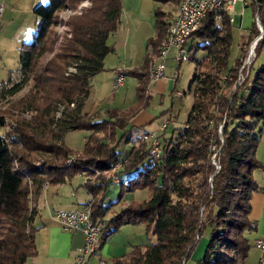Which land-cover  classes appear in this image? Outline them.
<instances>
[{"label": "trees", "instance_id": "1", "mask_svg": "<svg viewBox=\"0 0 264 264\" xmlns=\"http://www.w3.org/2000/svg\"><path fill=\"white\" fill-rule=\"evenodd\" d=\"M83 1L49 0L33 8L38 26L31 42L19 49V80L0 85V103L31 115L29 120L13 119L8 131L0 115V264H27L35 255L31 204L44 184L61 185L91 170L99 176L81 187L93 201L92 219L103 222L98 251L124 226L142 224L154 239L109 264H187L206 233L204 253L195 264L243 262L251 247L246 235L256 231L250 220L251 199L259 190L253 174L264 170L256 158L262 134L257 125L264 122V65L236 87L241 65L238 59L230 65L232 26L226 15L220 21L207 15L187 43L195 68L189 86L193 104L185 124L167 135V120L157 136L160 157L151 155L141 136L119 161L118 146L131 139L130 120L148 102L149 64L169 26L167 15L160 6L154 8L156 32L146 42L143 62L123 72L137 80L136 103L125 111L107 109L105 117H98L82 109L93 78L104 71V59L114 51L107 40L120 25L122 5L121 0H89V7L69 18V37L56 46L58 14L76 10ZM151 1L177 7L180 2ZM245 1L263 31L257 58L264 53V0ZM258 35L254 20L246 46ZM197 53L204 56L196 59ZM26 87L27 92L13 100ZM74 131L88 134L81 153L64 143L65 135ZM117 165L115 180L126 182L120 184L116 205L123 192L146 190L148 198L107 218L115 204H105V173Z\"/></svg>", "mask_w": 264, "mask_h": 264}, {"label": "rangeland", "instance_id": "2", "mask_svg": "<svg viewBox=\"0 0 264 264\" xmlns=\"http://www.w3.org/2000/svg\"><path fill=\"white\" fill-rule=\"evenodd\" d=\"M48 1L49 0H0V3L5 5L4 12L0 17V85L3 83H8L9 81L15 83L19 80V49L23 44L31 42L38 26V20L34 16L32 10L36 5L46 4ZM171 5L172 4L167 6L156 4V7L160 6L162 9L163 6H165V8L170 9ZM89 6V0H84L78 5L76 10L72 11L68 9L58 14V19L60 22L59 25L54 29V34L57 39L56 46H58L66 36L69 37L68 28L66 26L69 18L74 14H80L81 9L87 8ZM232 17L234 22L231 25L232 44L230 65H232L234 60L238 59L240 56L243 58L246 56L247 37L254 22L251 8L246 7L243 9L240 3L235 5ZM121 22L122 19L120 18V23ZM152 26L154 36L156 32L154 18ZM112 37L114 36H110L109 38L111 39ZM146 42L147 41H145V46ZM145 54L146 52L142 57L143 59ZM171 56L172 54L169 56L166 64L165 77L159 80V83L156 82L149 87L145 94L148 97L146 106L141 107L130 120L128 129L132 130L131 139L127 142H122L118 146L117 156L119 161H123L127 158L131 148L138 144L139 139L144 134L156 133L158 136L159 133H161L159 128L165 122H167V120L170 121L167 125V128L165 129L167 135H170L173 129L182 127L187 120L193 104V94L192 92H189V86L193 78L195 63L193 59H190L178 65L172 60ZM203 56L204 54L197 53L193 57L196 59H201ZM262 65H264V53H261L256 58L254 63L247 67L246 71L243 72L244 81L240 86H237V80L239 77L238 73L236 87H242L249 73L252 72L251 74L253 75V73ZM68 71L70 72V69H68ZM111 74V71L107 72L104 69V71L97 74L92 80L93 85L94 87L96 86V88L93 90L90 98L86 102L85 110L88 112L94 111L92 114L93 116L96 115L98 117H105V111L111 108H117L122 111L128 110L137 101V80L133 77L125 76L123 87L115 92L112 89L113 80L111 79ZM174 74H177L176 81L172 80ZM27 90L28 87L13 97V100L23 96ZM0 115L5 123L6 131H8L9 124L13 119L23 118L25 120H29L31 118L30 114H21L19 111L11 109L7 103H0ZM258 130H262V134L256 153V158L262 164V161L264 160L263 121L258 123L257 131ZM121 133L122 132H120L119 135ZM87 135L88 134L86 132L81 131L68 132L65 135L64 143L69 149L77 153H81ZM217 169H219V167ZM260 174H262L261 170H257L253 174L254 179L256 177L259 185L262 184ZM105 175L109 181V189L105 195L106 205L115 204L114 207H116L120 206V204L123 202L127 205L131 202H141L148 198V193L146 190L135 191L133 193L123 192L120 202L118 205H116L121 193L120 184L123 182L125 183L126 179L123 178V180L117 182L115 180L116 177H114V173L111 171L106 172ZM98 176V171L91 170L90 175L87 176L84 174V178L78 175L71 179L70 185L68 184L67 186L70 187V189L72 186H79L83 183L84 179V182L88 181L93 183ZM110 183L113 184L111 185ZM89 201H91V203L93 202L91 197ZM114 213L117 212H113L111 209L107 215V218L112 216ZM130 227L134 229L133 227L136 226ZM137 227L139 228L136 230L137 240L135 246H148L154 242V239L145 233L144 225L138 224ZM205 241H208L207 233L202 237L200 243L196 247L187 264H195V262H197L195 258H199L201 253L199 245L201 244L203 249ZM253 243L250 247L247 258L243 262H238L236 264H258V261L262 256V251L256 249L253 246ZM109 263L110 261H108V264Z\"/></svg>", "mask_w": 264, "mask_h": 264}, {"label": "crops", "instance_id": "3", "mask_svg": "<svg viewBox=\"0 0 264 264\" xmlns=\"http://www.w3.org/2000/svg\"><path fill=\"white\" fill-rule=\"evenodd\" d=\"M121 5L122 22L117 32L114 33L116 36L113 34L111 36L114 37L107 40V44L114 51L104 59V69L107 72H112V80L117 72L123 73L141 66L142 57L146 52L145 41L153 37L154 33L152 12L156 7L155 3L151 0H121ZM167 5L169 4L165 6ZM165 6L162 11L167 15L166 22L169 25L175 19L178 8L171 5L170 9H167ZM95 88L96 86L94 87L92 82V89L82 109L83 113L88 115H92L94 111L88 112L85 110V105ZM262 164L264 165V160ZM261 171L262 184L259 185L255 177L259 190L253 194L251 199L250 220L256 225V231L246 235L250 245L256 240L264 239V193L262 192L264 170ZM70 183L44 184L39 197L31 204V207L34 208L32 224L36 228L35 255L28 260L27 264H73L77 250L83 246L84 238L80 232H65L52 218L55 211L75 209L90 199V196L81 187L83 183L79 186H72L71 189L67 186ZM125 205L123 202L120 206L113 207L112 211L118 212ZM137 226L133 227L134 229L130 226L122 227L100 251L89 259L87 264H99L101 261L107 263L113 258L126 256L135 247L136 230L139 228ZM206 244L207 241L204 242L203 249L202 245H199L201 253L195 260L198 261L202 257Z\"/></svg>", "mask_w": 264, "mask_h": 264}, {"label": "built area", "instance_id": "4", "mask_svg": "<svg viewBox=\"0 0 264 264\" xmlns=\"http://www.w3.org/2000/svg\"><path fill=\"white\" fill-rule=\"evenodd\" d=\"M237 3H240L242 8L245 9V0H180L177 7V15L169 24L165 36L160 42L159 53L149 64L147 91L151 85L165 77L166 64L171 54L172 60L178 65L189 60L187 43L191 34L199 28L207 15L214 14L215 21H220L222 17L226 15L229 23L232 25L234 22L232 15ZM4 9L5 5L0 3V17ZM254 20L258 27L259 35L247 46L246 56L244 58L241 56L238 58V62L241 66L238 72L239 77L237 86H240L244 81L243 72L255 61V49L263 36V31L260 28L257 16H255ZM176 79L177 74H174L172 80L175 81ZM124 80L125 76L123 73L117 72L113 80L112 89L117 92L123 87ZM166 124L167 122H165L159 130H163ZM220 131L221 126L219 127V132ZM141 139L144 143H147L152 156L156 158L161 156L162 151L156 133L144 134ZM213 150L215 151L217 149ZM72 159L73 158L70 157L68 162H71ZM213 159L212 163L218 168ZM119 167L120 166L117 165L111 170V172L114 173V177ZM262 192L264 193V189ZM52 218L59 224L63 231L68 233L80 232L83 235V246L77 250L73 264H87L89 259L98 252L100 232L103 227L102 221L92 219L91 201H87L75 209L55 211L52 214ZM253 246L262 251V256L258 264H264V239L256 240ZM99 264H104V262L101 261Z\"/></svg>", "mask_w": 264, "mask_h": 264}, {"label": "water", "instance_id": "5", "mask_svg": "<svg viewBox=\"0 0 264 264\" xmlns=\"http://www.w3.org/2000/svg\"><path fill=\"white\" fill-rule=\"evenodd\" d=\"M257 20H258V18H257ZM258 22H259V20H258ZM259 25H260V22H259ZM260 28H261V25H260ZM261 30H262V28H261Z\"/></svg>", "mask_w": 264, "mask_h": 264}, {"label": "bare ground", "instance_id": "6", "mask_svg": "<svg viewBox=\"0 0 264 264\" xmlns=\"http://www.w3.org/2000/svg\"><path fill=\"white\" fill-rule=\"evenodd\" d=\"M190 56V55H189ZM5 125V124H4Z\"/></svg>", "mask_w": 264, "mask_h": 264}]
</instances>
